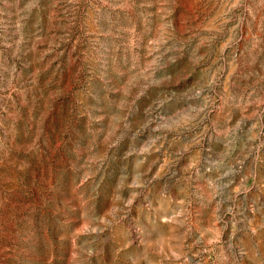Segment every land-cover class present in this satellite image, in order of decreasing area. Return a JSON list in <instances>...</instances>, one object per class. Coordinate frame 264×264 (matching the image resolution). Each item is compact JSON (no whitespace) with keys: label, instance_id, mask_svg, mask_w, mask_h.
Here are the masks:
<instances>
[{"label":"rangeland","instance_id":"1","mask_svg":"<svg viewBox=\"0 0 264 264\" xmlns=\"http://www.w3.org/2000/svg\"><path fill=\"white\" fill-rule=\"evenodd\" d=\"M0 264H264V0H0Z\"/></svg>","mask_w":264,"mask_h":264}]
</instances>
